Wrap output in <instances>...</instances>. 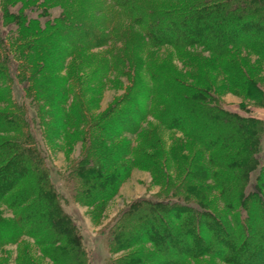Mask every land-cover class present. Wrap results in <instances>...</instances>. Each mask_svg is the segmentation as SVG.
I'll list each match as a JSON object with an SVG mask.
<instances>
[{"label": "rangeland", "instance_id": "1", "mask_svg": "<svg viewBox=\"0 0 264 264\" xmlns=\"http://www.w3.org/2000/svg\"><path fill=\"white\" fill-rule=\"evenodd\" d=\"M76 1L72 4L74 0H0V163L7 161L10 153L27 152L32 156L36 152L41 157L39 165L46 169L61 210L79 230L88 264H167L162 257L165 248L162 251L152 244L155 238L146 240L141 236L135 240L140 244L127 248L134 244V240H130L132 235L141 233L144 224H158V220L146 215L138 225H131L136 220L130 207L133 203L154 200L186 207L184 199H178L182 197L171 190L174 186L193 184L207 188L205 195L210 204L223 211L212 180L199 176L196 169L198 166L211 169L203 148L183 132L166 128L159 118L163 116V105L169 101V91L177 87L174 80L197 87L198 81L192 79V75H198L202 82L206 78L226 111L261 122L263 131L264 98L253 92L246 95L231 89L222 63L202 48L177 51L168 45H150L138 18L132 20V14L123 12L126 7L134 6L123 4L120 8L113 0ZM251 1L264 3V0H248ZM62 2L67 3L65 7ZM183 2L185 0H136L147 11H166ZM69 8L77 13L86 12V18L93 21H104L106 24L99 30L107 42L98 47L87 41L72 46L69 42L72 39L62 38L70 29L66 23L70 21L64 19ZM250 31L247 36L259 35L264 40L260 26L254 25ZM7 45L9 52L3 47ZM7 55L14 67L8 76L5 72ZM192 55L210 63L193 61L188 65V61L194 60ZM229 57L240 64L242 59H249L251 68L246 70L257 80L264 95V61L246 50H234L227 56L228 60ZM254 70L256 75L252 73ZM35 75L38 81L33 79ZM148 90L146 100L144 94ZM134 110L144 111L141 122L136 120ZM115 119L120 121L117 126ZM7 120L17 126L8 125ZM135 124L138 130L131 133L129 130ZM101 144L109 152L119 145H122L121 150L129 147L130 151L120 157L113 154L115 167H108L105 173L108 178L112 176L110 196L87 204L86 200L77 198L78 183L75 185L72 180H76L77 162L84 154L94 155L97 160L107 153ZM259 150L263 161L264 132ZM19 166L23 164L20 162L11 168L12 176L22 174L15 169ZM27 181L29 178L18 184L17 190L27 186ZM195 202L190 203L191 207L197 205ZM40 205H44V209L47 204ZM39 209L37 207V212L29 214L23 223L34 225L32 221H36ZM18 214L17 209L0 203V264H56L49 253L54 250L53 245L16 230L20 228L16 222ZM159 214L160 218H169L165 213ZM50 223L51 218L42 219L40 231ZM259 224L263 226L264 222L260 219ZM119 230L124 232L117 241L115 236ZM210 232L217 236V243L224 237L221 229L212 227ZM153 234L161 237L155 233L152 237ZM190 243L195 247L193 239ZM196 248L205 247L197 244ZM149 253L155 257L149 259ZM173 254L174 260L181 257L180 249L175 248ZM184 264L227 263L210 254Z\"/></svg>", "mask_w": 264, "mask_h": 264}, {"label": "trees", "instance_id": "2", "mask_svg": "<svg viewBox=\"0 0 264 264\" xmlns=\"http://www.w3.org/2000/svg\"><path fill=\"white\" fill-rule=\"evenodd\" d=\"M74 1L71 3H77L76 0ZM113 1L121 6L120 8L124 5L134 6L126 7L127 10L123 12L132 14V20L136 21L138 18L139 25L145 30L144 38L150 45L155 47L168 45L177 51L202 48L222 63L223 74L231 89L246 95L253 92L258 94L259 98H264L257 80L246 70L251 68L249 59H242L241 64L232 60V57L227 59L234 50H246L264 61L262 37L247 36L251 34L250 29L254 25L264 30L262 1L257 3L248 0H185L182 4L165 9L166 11H147L143 6H139L136 0ZM66 4L62 2L63 7ZM73 9L69 8L65 11L64 19L70 21V23L66 22L70 25V29L61 35L62 38L72 39L69 41L72 46L87 41L89 45L98 47L107 42V38L101 36L99 30L100 26L106 24L104 21L103 23L100 20L93 21L90 17L86 18V12L77 13V10L73 12ZM98 24L99 26H96ZM3 47L9 52L8 45ZM192 57L194 60L188 61V65L196 61L199 64L210 63V60L195 55ZM192 57L189 56V59ZM6 62L5 72L8 76L14 68L9 55ZM14 71L16 72V69ZM252 73L256 75L257 72L254 70ZM35 77L36 75L33 79ZM192 79H197L196 83L199 84L197 87L174 80L177 87L169 91V101L161 110V114L165 117L159 118L166 128L183 132L203 148L211 169L208 171L203 166H198L196 169L199 176L212 180L213 187L218 191L223 211L210 204V199L208 200L205 195L207 188H199L193 184L174 186L171 191L182 197L178 199H184L183 203L186 207L177 203L154 200L135 202L130 206L136 217L131 225L133 223L138 225L146 215L158 220V224H144L141 233L132 235L130 240H134V244H130L127 248L140 244L135 240L142 236L147 238L146 240L155 238L152 244L161 250L165 248L164 251L162 250V257L166 259L167 264H184L188 260L210 254L227 264H264V225L259 226L260 219L264 222V159L262 161L259 154V142L264 132L261 122L226 111L215 98L216 94L212 92L215 93V90L206 78L202 82L199 81L198 75H192ZM32 81L36 84L38 80ZM148 93L149 90L144 94L146 100ZM133 113L136 120L141 122L144 119V111L134 110ZM9 121L7 120L8 125L12 124L14 128L17 126V123ZM118 123L120 121L115 119L114 124L117 126ZM137 130L135 124L129 131L135 133ZM102 146L105 148L103 151H107L103 154L105 156L102 155L101 159L96 160L94 155L90 157L84 154L75 169L77 181L72 180L75 185L76 182L78 183L77 198L86 200L87 204L98 203L110 196L112 176L108 178L105 173L108 167H115L113 154L120 157L130 151L129 147L121 150L122 145H119L109 152L106 146ZM1 152L2 150L0 156ZM25 153L23 155L10 153L7 155V161L0 163V203L18 210L16 222L20 228L16 230L20 231L21 235L32 236L44 244L55 247L49 252L54 263L88 264V256L82 247L79 230L61 210L57 196L46 177V169L39 165L41 157L36 152L32 156ZM18 161L23 167H15V169H19L22 174L12 176L11 168L20 163ZM28 178L27 186L17 190L18 184ZM192 201H196L197 205H194L196 208L191 207ZM42 202L47 204L44 209V205H40ZM37 207H40L38 210L40 214L35 215L37 219L36 221L33 219L34 225L23 223L29 214L37 212L35 210ZM159 213H165L169 218L165 220L161 217V219L157 216ZM47 217L51 218V223L40 231V222ZM212 227L221 229L224 235L219 243L216 242L217 236L210 232ZM54 231L58 234L55 235ZM122 232L124 230H119L115 236L117 241ZM152 233L161 237L158 238L154 234L152 237ZM192 239L196 245L201 244L205 248L197 249L196 245L193 247L190 243ZM175 248L180 249L181 257L174 260ZM210 248L214 253H211ZM151 257H155V254L149 253L148 258Z\"/></svg>", "mask_w": 264, "mask_h": 264}]
</instances>
